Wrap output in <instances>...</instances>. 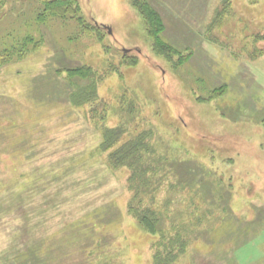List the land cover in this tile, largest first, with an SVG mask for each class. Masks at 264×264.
Here are the masks:
<instances>
[{
    "label": "rangeland",
    "instance_id": "rangeland-1",
    "mask_svg": "<svg viewBox=\"0 0 264 264\" xmlns=\"http://www.w3.org/2000/svg\"><path fill=\"white\" fill-rule=\"evenodd\" d=\"M147 1L181 64L132 0H77L98 35L39 19L43 0H0V53H15L0 60V264H150L157 235L130 203L184 227L169 264H264V0ZM79 65L106 71L103 120L76 101L92 84ZM106 128L122 132L103 148ZM141 132L146 171L109 162Z\"/></svg>",
    "mask_w": 264,
    "mask_h": 264
},
{
    "label": "trees",
    "instance_id": "trees-1",
    "mask_svg": "<svg viewBox=\"0 0 264 264\" xmlns=\"http://www.w3.org/2000/svg\"><path fill=\"white\" fill-rule=\"evenodd\" d=\"M43 4L44 8L42 12L38 14L39 19L43 20L46 16H53L55 14L61 18L68 17L74 19L78 23L81 28L80 32L98 35L100 27L92 25L82 18L79 13V4L77 0H43ZM132 5L143 20L145 31L152 40V49L156 54L162 56L170 63L176 56V60L173 61L175 65H179L187 59L186 57L188 54H181L177 48L162 39L161 35L164 30L163 20L159 12L147 0H132ZM14 54V50L9 51V49H4L0 53V60H10ZM68 70L70 71V76L82 77L92 82V84L88 86L89 88L84 91V95L76 101L80 103H91L90 106H94L98 101L97 104H100L98 115L94 107H92V109L90 107V110L93 112L92 116L94 119L103 120L106 116V102L104 100H98L95 80L101 78L106 71L101 74V72H98L88 65H79ZM108 71L109 69L107 72ZM222 89H224V87H221L219 92ZM121 132L122 130L119 128H106L102 134L101 147L108 148L119 141ZM146 138L147 133L141 132L135 138L122 143L109 153V162L115 167L127 164L132 168L134 164H137V166H141L140 173L142 174L144 170H147V166L143 167L141 165V151L145 150ZM134 175H136V173L133 171L131 179H133ZM128 210L141 224H143L148 232L157 235L150 264H169L170 261L173 262L185 250L187 239L183 233V226L178 225L175 228H170L171 230L168 231L169 227L163 229L158 226V221H160V219L156 216L154 211L149 209L139 210L133 203L129 204Z\"/></svg>",
    "mask_w": 264,
    "mask_h": 264
}]
</instances>
